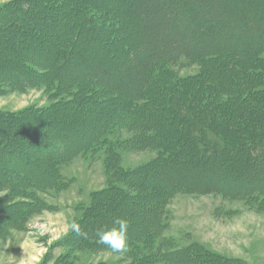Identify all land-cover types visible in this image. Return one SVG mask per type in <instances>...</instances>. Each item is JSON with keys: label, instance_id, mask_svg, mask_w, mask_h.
Returning a JSON list of instances; mask_svg holds the SVG:
<instances>
[{"label": "trees", "instance_id": "16d2710c", "mask_svg": "<svg viewBox=\"0 0 264 264\" xmlns=\"http://www.w3.org/2000/svg\"><path fill=\"white\" fill-rule=\"evenodd\" d=\"M25 1L27 0L19 1L12 9H6V15L24 17L27 22L35 24L39 10L37 7L32 10ZM39 1L48 8L52 6L47 4L49 0ZM67 1L69 0L63 2L58 0L55 4L56 7L62 6L65 11L68 9L73 24L71 26L75 28L77 24L83 27L87 23L85 30L89 35L86 40H99L105 32L102 22L111 19L110 13L106 10L102 12L93 4H86L90 0H76V4L82 7L77 10L72 5L74 7L72 11ZM105 1L111 3L113 0ZM24 9H30L35 16L26 14ZM120 15L125 20L124 25L131 24V21L137 24L143 44L141 53L133 57L134 65L129 67L125 78L119 79L100 65L88 66L85 59L71 62L67 57L70 56L69 49L75 44L74 39L64 37L62 34L63 46L48 57L46 60L49 63H46L48 67L34 60L22 62V67L28 72L29 70L33 72L31 67L44 69L45 71L41 72L35 70L40 76L34 78L33 73L29 72L23 77L24 80L18 81L14 76L5 74L0 67V83L20 89L30 85L53 86L54 83L59 93L70 92L69 100L62 99L46 109H32L33 114L39 115L46 114L54 108L66 112L70 103L72 104L77 97L79 104L85 98L95 102L98 97L95 89L101 91L112 88L113 95L105 99V104L112 107L111 115L117 119H114L115 121L120 123L126 121L125 126L135 131L132 136L133 142L140 146H152L158 151L157 158L150 163L153 167L150 173L157 182L156 186L165 192L166 196L195 189L202 193L220 192L230 199H247L252 202L261 199L260 206L264 207V175L258 178L252 176L246 180L245 186L236 187L234 183L242 179L238 172L234 174L235 178L227 179L223 178L211 164L194 169L178 161L182 155L186 156L183 154L185 149L188 157L195 158L197 154L207 153L213 159L220 157L222 152L235 145L237 150L240 149V143L241 148L251 150L250 154L253 157L257 156L256 151H261L264 147V0H132L130 6H127ZM3 21L4 18L0 14V25ZM71 26L70 29L73 28ZM182 57L202 62L203 73L182 78L176 76L169 65ZM51 63L54 65L53 72L49 67ZM41 76H46L45 81ZM76 76L84 77L72 84L67 82ZM73 87L76 88L72 89ZM240 108L244 109L243 113L247 115L248 122H238L232 127L231 123H235L241 117ZM168 112L176 115L178 120L186 121L182 127H176L179 134L188 133L191 125L196 123L198 129L196 132L192 131L193 138L190 142L187 141L188 145L185 138L180 145L174 144L168 137L169 129L164 131L162 127L159 130L156 127L149 128L150 124L155 125L168 116ZM252 112L254 120H250ZM10 114L6 118L8 121L15 119L13 115L15 113ZM115 121L110 119L109 122L102 124L98 129L99 133L88 139L82 147L66 134L64 142L60 138L41 135L22 137L24 146L20 149L2 146L5 142L8 141L10 144L14 140V134L4 130L2 123L0 156L4 158L1 163L15 165L18 171L9 175L0 167V193L3 194L0 195V239L7 237L12 230H24L29 221L41 211L53 209L44 195H50L51 191L61 192L71 183V180L67 181L62 176L61 165L91 147L108 143L106 130ZM154 129L157 132L153 133ZM239 135L243 138H240L239 142H234ZM194 139L199 141L194 142ZM66 143L72 148L67 150ZM23 154L28 158L35 157L37 164L44 170H51L52 174L48 176L32 171L29 162L22 158ZM108 155L110 156L107 169L113 173V181L109 182L107 188L97 193L99 198L93 196L89 205L78 207L84 215L92 214L98 209L102 193L105 196H114L115 199L123 197L124 192L128 193L124 186L119 185L118 176L124 177L125 181L121 182L131 188L139 189L144 183L135 169L128 170L119 166V161L113 159L117 153ZM238 157H241L240 151ZM262 162L264 160H261ZM147 190L152 194L151 186ZM159 201L156 200L154 207L150 206L149 209L160 216L159 208L165 205V196ZM157 221L158 218L156 223ZM151 224L148 229L134 235L127 243V246L129 244L132 246L133 251L140 253V264H157L154 263L152 256H159L161 252H165L163 248L166 244L165 239H162L157 250L154 249L152 242L160 234V228L157 224ZM96 226L98 227L97 222ZM93 227L94 223L88 225L89 229ZM102 228L106 227L101 224L99 229ZM94 236L97 238V232ZM95 238L64 242L73 248L84 247L94 251L110 248L98 244ZM139 243L145 247L141 249ZM142 250L147 251L145 253ZM179 251L183 250L176 252ZM191 256L192 264H202L199 262L201 254ZM211 258L204 264L234 262L230 258L227 260L220 257ZM57 264L80 263L70 260L66 254L59 257Z\"/></svg>", "mask_w": 264, "mask_h": 264}, {"label": "rangeland", "instance_id": "374dc122", "mask_svg": "<svg viewBox=\"0 0 264 264\" xmlns=\"http://www.w3.org/2000/svg\"><path fill=\"white\" fill-rule=\"evenodd\" d=\"M19 1L22 0H0V14L4 18L3 24L0 25L2 31L0 32V67L5 74L14 76L18 81L24 80L25 74L30 72L22 67L23 61L34 60L48 67L49 63L46 61L48 57L63 46L62 34L64 37L69 36L68 38L74 39L75 44L69 49L70 56L67 57L71 62L85 59L88 66L100 65L119 79L127 76L129 67L134 65L133 57L141 53L143 44L137 24L131 21V24L124 25L125 20L120 15L127 6H130L132 0H113L111 3L105 0L86 2L95 5L102 12L106 10L111 15V19L102 22L105 32L95 41L86 40L89 35L85 30L87 23L83 27L77 24L75 28L71 26L73 24L68 9L65 11L62 6L56 7L55 3L58 0H49L47 4L52 5L50 8L39 0L25 1L32 10L34 7L39 10L35 24L27 22L24 17L7 16L5 10L12 9ZM68 3L72 11L74 8L72 5L77 10L82 7L76 4V0H69ZM24 11L35 16L30 9ZM70 26L73 28L70 29ZM60 58L61 56L59 61ZM49 67L53 72L54 65L51 63ZM38 68L31 67L33 72L30 73H33L34 78L40 76L37 72L45 71ZM169 68L176 76L182 78L203 73L204 64L196 59L182 57L176 63L169 65ZM83 77L76 76L67 82L72 84ZM41 78L45 81L46 76ZM111 90L112 88L101 91L95 89L98 93L95 102L85 98L79 104L77 97L72 104L70 103L66 112L54 108L46 114L39 115L33 114L32 109H46L62 99L69 100L70 92L59 93L54 83L53 86L30 85L23 89L0 83V115L2 116L0 128L4 123V130L14 134V140L10 144L7 141L2 146L20 149L24 146L22 137L38 135L60 138L64 142V135L67 134L82 147L88 139L99 133L98 129L102 124L109 122L110 119L113 122L117 120L111 115L112 107L105 104V99L113 95ZM243 110L240 108L241 117L235 123H231L232 127L238 122L248 120ZM10 113H15L13 114L15 119L8 121L6 118L11 115ZM168 114L160 120L162 122L150 124L149 128L156 127L159 130L162 127L164 131L169 129L168 137L174 144L180 145L185 138L188 145L187 141L190 142L193 138L192 131L196 132L198 129L196 123L191 125L188 133L179 134L176 127H182L186 121L178 120V117L171 112ZM250 116V120H254V112ZM124 123L126 124V121L123 123L115 121L112 126L110 125L106 130L108 143L91 147L61 165V174L67 181L71 180L70 186L61 192L51 191L50 195H44L53 209L41 211L29 221L24 230H12L7 237L0 239V264H57L59 257L66 254L69 255L70 260L80 264H140V253L133 251L130 244L123 252L117 253L111 248L101 251L84 247L73 248L69 243L64 242L92 240L100 230L101 224L110 228L117 217L129 221L128 242L134 235L148 229L151 223L159 226L160 234L153 240L152 245L157 250L162 239H165L166 244L163 246L165 252H161L159 256H152L154 263L157 264H192L190 262L192 254L193 256L201 254V259H198L202 264L210 261L211 257L233 259L234 262L231 264H264V207L260 206L261 199L256 200L257 202L230 199L220 192L202 193L195 189L176 192L167 197L165 192L156 186L157 182L150 173L153 168L150 163L157 158L158 151L152 146H140L137 142H133L132 136L135 131ZM155 132L157 131L153 133ZM240 138L243 136H237L234 142H239ZM197 141L199 140L194 139V142ZM241 146L240 143V149L237 150L235 145L228 151L222 152L220 157L213 159L207 153L197 154L195 158L188 157L185 149L183 154L186 156L182 155L178 161L194 169H201L211 164L217 168L223 178L227 179L235 178L234 174L238 172L242 179L240 178L234 185L243 187L250 177L258 178L264 175V162L261 163V160H264V147L263 151H256L257 156L253 157L249 148H241ZM66 148L68 150L72 147L66 143ZM112 153L118 154L113 159L119 161V166L128 170L135 169L144 183L139 189L131 188L121 182L125 181L124 177L118 176L119 185L124 186L128 193L124 192L123 197L116 199L114 196H105L102 193L98 209L92 214L84 215L78 207L89 205L93 196L99 198L97 193L107 188L109 182L113 181V173L107 169L108 156H110L108 154ZM3 158L4 156L1 155L0 167L9 175H12V172L17 173L18 169L15 165L1 163ZM22 158L29 162L30 168L35 173L48 176L52 174L51 170L40 167L35 157L28 158L23 154ZM149 186L153 189L152 194L147 190ZM135 195L137 196L133 198L132 196ZM164 196L166 202L162 208H159V216L149 208L154 207V202L156 200L160 202L159 200ZM156 218H158L157 223ZM73 221L79 223L81 229L87 232V238L72 231L70 224ZM92 223L95 227L89 229L88 225ZM138 246L141 249L145 247L141 243ZM178 250L183 251L176 252ZM142 251L146 253L147 250Z\"/></svg>", "mask_w": 264, "mask_h": 264}, {"label": "clouds", "instance_id": "9594fccd", "mask_svg": "<svg viewBox=\"0 0 264 264\" xmlns=\"http://www.w3.org/2000/svg\"><path fill=\"white\" fill-rule=\"evenodd\" d=\"M0 195H3L0 193ZM73 232L77 235L87 238V232L83 231L79 223L73 221L70 224ZM129 227V221L123 217H117L113 221V226L110 228H102L97 231L96 242L100 245H106L110 247L114 252L120 253L126 249L128 243L127 230Z\"/></svg>", "mask_w": 264, "mask_h": 264}, {"label": "bare ground", "instance_id": "6f19581e", "mask_svg": "<svg viewBox=\"0 0 264 264\" xmlns=\"http://www.w3.org/2000/svg\"><path fill=\"white\" fill-rule=\"evenodd\" d=\"M25 161V160H24Z\"/></svg>", "mask_w": 264, "mask_h": 264}]
</instances>
